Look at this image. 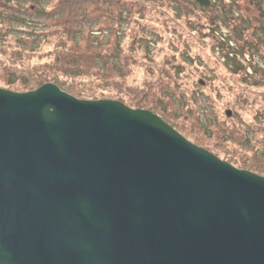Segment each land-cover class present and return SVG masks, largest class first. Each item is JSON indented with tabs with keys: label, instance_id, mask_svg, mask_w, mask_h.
Wrapping results in <instances>:
<instances>
[{
	"label": "water",
	"instance_id": "95a60500",
	"mask_svg": "<svg viewBox=\"0 0 264 264\" xmlns=\"http://www.w3.org/2000/svg\"><path fill=\"white\" fill-rule=\"evenodd\" d=\"M0 264H264V177L149 110L0 88Z\"/></svg>",
	"mask_w": 264,
	"mask_h": 264
},
{
	"label": "rangeland",
	"instance_id": "374dc122",
	"mask_svg": "<svg viewBox=\"0 0 264 264\" xmlns=\"http://www.w3.org/2000/svg\"><path fill=\"white\" fill-rule=\"evenodd\" d=\"M49 82L264 176V0H0V88Z\"/></svg>",
	"mask_w": 264,
	"mask_h": 264
},
{
	"label": "trees",
	"instance_id": "16d2710c",
	"mask_svg": "<svg viewBox=\"0 0 264 264\" xmlns=\"http://www.w3.org/2000/svg\"><path fill=\"white\" fill-rule=\"evenodd\" d=\"M61 17H62V16H61ZM61 17H60V18H61ZM61 19H62V18H61ZM61 19H60V20H61ZM60 23H61L60 21L57 22V24H60ZM57 24H53V26L55 27ZM75 59H76V58H75ZM7 83L9 84V82H7ZM40 83H41V82H40ZM38 84H39V83H37V85H38ZM28 85H32V84L29 83ZM36 87H38V86H32V88H36ZM30 89H31V88H30ZM227 115L230 116V112H228Z\"/></svg>",
	"mask_w": 264,
	"mask_h": 264
},
{
	"label": "bare ground",
	"instance_id": "6f19581e",
	"mask_svg": "<svg viewBox=\"0 0 264 264\" xmlns=\"http://www.w3.org/2000/svg\"><path fill=\"white\" fill-rule=\"evenodd\" d=\"M195 1H197L198 3H199V1L198 0H195ZM199 4H201V3H199ZM201 5H203V4H201ZM72 96V95H71ZM129 107V106H128ZM7 116H9L8 114H6ZM189 140V139H188ZM221 160H222V158H221ZM224 160V159H223ZM226 161V160H225ZM231 164V163H230ZM232 165V164H231ZM232 166H235V165H232ZM236 167V166H235ZM237 168V167H236ZM239 169H242V168H239ZM243 170V169H242ZM264 177V176H263Z\"/></svg>",
	"mask_w": 264,
	"mask_h": 264
}]
</instances>
